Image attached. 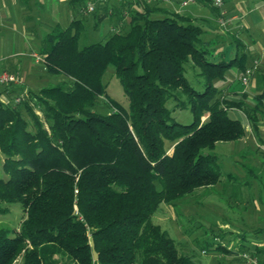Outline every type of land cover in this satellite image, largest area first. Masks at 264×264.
<instances>
[{"label":"trees","instance_id":"1","mask_svg":"<svg viewBox=\"0 0 264 264\" xmlns=\"http://www.w3.org/2000/svg\"><path fill=\"white\" fill-rule=\"evenodd\" d=\"M112 1L92 12L97 21L120 14L102 39L80 45L88 21L82 14L43 36L44 69L65 75L68 86L27 90L19 103L14 94L11 104L0 100V214L9 203L23 211L16 230L0 226V264H193L152 216L161 202L201 204L210 196L221 171L218 155L205 149L245 134L232 110L253 127L264 113V71L251 106L225 98L218 85L233 65L245 69V53L218 59L200 23L164 12L160 2ZM109 66L126 107L106 94ZM103 96L106 113L94 109ZM177 109H188L192 120L177 121ZM229 245L214 248L236 255L238 264H248L243 251L264 263V246Z\"/></svg>","mask_w":264,"mask_h":264},{"label":"rangeland","instance_id":"2","mask_svg":"<svg viewBox=\"0 0 264 264\" xmlns=\"http://www.w3.org/2000/svg\"><path fill=\"white\" fill-rule=\"evenodd\" d=\"M87 1L89 0H82L75 5L77 13L74 16L81 18L84 15L88 20L84 33L79 39L81 46L102 39L110 31L114 23L113 20L120 17L119 13L117 15L114 13L110 17L111 20L109 17L106 18V16L97 21L95 13H84L83 10L81 11ZM44 6L46 10L36 11L38 12L37 16L39 15L37 19L41 21V26L44 28L41 33L47 29L50 30L56 22L66 26L68 21L73 17V15L71 17L69 15L71 5L68 2L49 0L45 2ZM126 16L125 13L124 17ZM244 36L248 37L247 34H244ZM39 37L35 38L36 45L39 44ZM249 42H255V46L259 47L262 40L257 35H253L249 39ZM20 43L24 45L22 39ZM30 60L33 59L30 58ZM39 63L35 66V80L32 82L28 80L24 81L25 85L31 87L32 92H37L43 86L69 85V80L65 75L48 73L44 69L42 62ZM185 76L195 88H202L200 84L201 79L194 75V73L188 70ZM103 81L107 85V96L126 107L127 99L123 95L120 83L114 77L111 66L105 71ZM2 87L1 85L0 95L5 96L3 101L11 104L12 102L8 100H11L10 96L15 92L14 87L10 85L7 87L8 89H2ZM17 95L19 93L14 94V96ZM20 107L21 104H19ZM110 107L106 97L103 96L98 98L94 109L100 113H106L111 109ZM172 115L177 121L182 123H189L192 120L188 109H177L173 111ZM235 142H218L213 149H205V152L218 155V164L221 171L220 180L212 187V194L210 196L202 199L201 204L196 203L197 199L195 200V198L193 200L186 199L172 207L161 202L152 216V221L168 231L169 235L175 240L177 247L192 257L193 264H216L217 259H222L227 263L238 264L240 261L236 259V255L232 256L230 253L221 254L220 250L214 248V245L220 242L222 244H230V246H227L228 249L231 245H235L233 250L241 243L251 247L255 245L264 246V230H262L264 229V167L258 171V176H252L250 173L247 174L246 168L251 167L253 169L254 166L248 160V155L242 152L240 154L237 153V151L232 149L235 145H229L235 144ZM3 157L0 151V178H6L2 170ZM246 183H248V187L245 186ZM243 186L245 187L246 198H250L251 204H236L239 198H241L238 193ZM232 191L233 193L235 191L234 195L228 198ZM251 198H258L261 203H257ZM228 199H230V202H227ZM4 205L8 210L6 213L0 214V226H6L11 231H14L19 227L23 211L18 203ZM225 223L229 225V228L222 226ZM242 235L245 239L241 237ZM202 250H205V253H202ZM19 261L20 258H18L17 262Z\"/></svg>","mask_w":264,"mask_h":264},{"label":"crops","instance_id":"3","mask_svg":"<svg viewBox=\"0 0 264 264\" xmlns=\"http://www.w3.org/2000/svg\"><path fill=\"white\" fill-rule=\"evenodd\" d=\"M48 1L0 0V71L12 72L21 77L22 84H14L12 86L17 93L20 89L31 91V87L25 85L24 81L32 82L35 80V66L40 63L35 61L34 56L40 55L43 36L55 24H60L56 22L50 30L47 29L41 33L44 28L41 26V21L37 19L39 17L37 14L38 10H46L44 5ZM58 1L68 2L71 5L69 8L70 17L77 13L76 2L71 3L74 0ZM114 1L112 2L114 3ZM160 5L162 10H165L164 12H178L200 23L204 28V38L213 42L216 48L214 54L218 59L227 61L243 52L246 55L245 68L254 59H260L258 68L247 83L241 81L244 69H239L236 65H233L226 71L224 80L218 84L225 98L242 99L249 106L253 105L255 102L254 96L259 89L257 73L264 71V0H224L223 9L228 17L236 15L224 28H221L216 22L217 11L208 2L195 0V2L188 4L187 7H180L179 0H171L170 2H161ZM132 6L134 7V5ZM244 34H247L248 37L244 36ZM253 35H257L262 40L259 47L255 46V42H249ZM38 36H40V41L36 45L35 38ZM25 38L27 41L24 40ZM21 39L24 45L20 43ZM235 39H238L237 41L240 43L238 47H236L237 42ZM30 58L33 60H30ZM4 99L5 96L0 95V100L3 101ZM262 110L264 112V108ZM231 113L241 119L245 126V134L241 138L234 140L236 141L235 144L229 145H235L232 149L237 151V153L240 154L242 152L249 156L248 160H250L254 168L246 166V173L258 176V171L264 167V113L258 116L255 127L249 124L246 116L240 111L232 110ZM245 186L248 187V183ZM244 188L243 186V190L239 191L238 195L240 194L241 198H239L238 202L236 201V204H251L250 198H246ZM234 193L232 191L228 198L233 196ZM258 194L259 192L257 197ZM251 199L261 203L258 198ZM229 200L227 202H230ZM222 226L229 228L227 223Z\"/></svg>","mask_w":264,"mask_h":264},{"label":"built area","instance_id":"4","mask_svg":"<svg viewBox=\"0 0 264 264\" xmlns=\"http://www.w3.org/2000/svg\"><path fill=\"white\" fill-rule=\"evenodd\" d=\"M112 0H89L87 1L85 7L82 9L84 13H92L95 11V8L97 4H104L108 3ZM117 1H124V0H117ZM146 3H154V2H170L171 0H143ZM195 2V0H179L180 7H185L190 3ZM210 4L215 7L218 11L216 22L221 28L226 27L231 19H234L235 16L228 17L226 11L223 9L224 0H210ZM34 59L36 62H43L41 55H35ZM260 64V59H254L252 63L247 66L243 74L241 76V81L243 83H247L249 78L255 73L256 69L258 68ZM11 84H22V79L18 74L8 72V71H0V85L6 86ZM28 97L27 89L21 90L19 95L15 96L13 99L14 103H19L24 98ZM230 246V245H229ZM202 253H205V250H202ZM239 255L244 258L248 264H264L263 262H260L255 256L250 255L247 252H240Z\"/></svg>","mask_w":264,"mask_h":264},{"label":"water","instance_id":"5","mask_svg":"<svg viewBox=\"0 0 264 264\" xmlns=\"http://www.w3.org/2000/svg\"><path fill=\"white\" fill-rule=\"evenodd\" d=\"M90 244H91V253H92V258H93V260H96L97 259V257H98V254H97V252L95 251V249H94V245H93V242H92V240L90 241Z\"/></svg>","mask_w":264,"mask_h":264}]
</instances>
